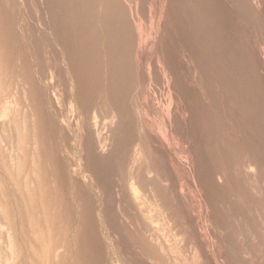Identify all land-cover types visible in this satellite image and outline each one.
I'll return each mask as SVG.
<instances>
[{
  "label": "rangeland",
  "instance_id": "1",
  "mask_svg": "<svg viewBox=\"0 0 264 264\" xmlns=\"http://www.w3.org/2000/svg\"><path fill=\"white\" fill-rule=\"evenodd\" d=\"M0 264H264V0H0Z\"/></svg>",
  "mask_w": 264,
  "mask_h": 264
},
{
  "label": "bare ground",
  "instance_id": "2",
  "mask_svg": "<svg viewBox=\"0 0 264 264\" xmlns=\"http://www.w3.org/2000/svg\"><path fill=\"white\" fill-rule=\"evenodd\" d=\"M4 104H6V103H4ZM2 107H3V106H2ZM4 108H5V107H4ZM7 109H8V107H7ZM99 112H100V111H99ZM92 113H93V112H92ZM5 114H6V113H5ZM110 118H111V117H110ZM114 119H115V118H114ZM106 142H107V141H106ZM2 158H3V157H2ZM39 166H40V165H39ZM6 167H7V166H6ZM48 168H49V167H48ZM251 170H252V169H251ZM144 171H145V170H144ZM254 172H255V171H254ZM250 175H251V174H250ZM73 176H74V175H73ZM136 188H137V187H136ZM131 189H132V188H131ZM134 189H135V188H134ZM134 189L132 190L133 192L137 190V189H135V190H134ZM137 191H138V190H137ZM29 192H30V191H29ZM133 192H132V193H133ZM134 193L137 194V195H135V196L138 197V192H137V193L134 192ZM134 193H133V194H134ZM20 198H21V197H20ZM135 198H136V197H135ZM133 199H134V198H133ZM139 199H140V198H139ZM135 201H136V200H135ZM137 203H138V202H137ZM140 203H142V202L140 201ZM140 203H139V204H140ZM44 207H45V206H44ZM45 209H46V208H45ZM147 211H148V210H147ZM122 215H123V214H122ZM147 217H148V216H147ZM150 219H151V218H150ZM53 221H54V220H53ZM154 226H155V225H154ZM39 228H40V227H39ZM47 229H48V228H47ZM156 229H157V228H156ZM49 239H50V238H49ZM48 242H49V241H48ZM53 242H54V241H53ZM49 247H50V246H49ZM60 248H61V247H60ZM68 249H69V248H68ZM52 250H53V249H52ZM47 251H48V250H47ZM57 251H58V250H57ZM53 254H54V253H53ZM40 255H41V254H40ZM46 255H47V253H46ZM47 256H48V255H47ZM47 256H46V257H47ZM34 257H35V256H34ZM49 257H50V256H49ZM36 258H37V257H36ZM48 259H49V258H48ZM49 260H50V259H49ZM42 261H43V260H42ZM49 262H50V261H49ZM40 263H41V262H40Z\"/></svg>",
  "mask_w": 264,
  "mask_h": 264
}]
</instances>
